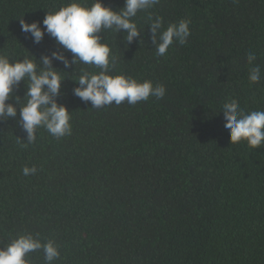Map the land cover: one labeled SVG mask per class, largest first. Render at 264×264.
Here are the masks:
<instances>
[{
    "label": "trees",
    "instance_id": "16d2710c",
    "mask_svg": "<svg viewBox=\"0 0 264 264\" xmlns=\"http://www.w3.org/2000/svg\"><path fill=\"white\" fill-rule=\"evenodd\" d=\"M68 2L0 0V54L61 51L48 34L34 43L19 21ZM102 3L118 11L124 0ZM149 14L165 27L189 19L187 42L156 56ZM134 19L140 35L128 45L122 31L102 34L112 71L163 84L164 98L92 108L73 80L99 69L53 58L67 72L55 99L71 112V134L40 128L27 143L18 105L0 117V246L32 232L57 243L54 264H264V146L231 144L219 113L231 98L264 110V78L250 84L246 62L255 53L264 72V0H160ZM24 92L22 81L7 102ZM28 259L44 264L42 250Z\"/></svg>",
    "mask_w": 264,
    "mask_h": 264
},
{
    "label": "clouds",
    "instance_id": "9594fccd",
    "mask_svg": "<svg viewBox=\"0 0 264 264\" xmlns=\"http://www.w3.org/2000/svg\"><path fill=\"white\" fill-rule=\"evenodd\" d=\"M160 0H124L118 11L102 3V0H70L62 3L56 10L46 12L42 21L26 22L20 19V28L31 35L33 42L41 41L45 34L54 38L61 51H54L52 57L37 59L26 55L21 59H11L7 54H0V117H16L19 106L18 123L27 134V143L36 139V131L44 128L51 136L59 140L71 134V115L64 104L57 102L61 84L65 77L52 65V59L63 62L64 68L90 65L99 69L89 72L81 69L77 86L73 94L82 101L90 102L92 108L108 105H120L127 102L135 105L148 101L149 97L163 99L166 88L161 83L153 84L151 80H138L123 73L114 74L112 69L117 58L112 55L110 45L102 34L104 31H122L127 45L140 35L135 21L138 12H146L159 4ZM147 24L151 31L155 55L163 57L174 43L184 45L191 35L189 19L164 26L161 17L149 14ZM43 25V27H41ZM143 42L142 40L140 43ZM64 52L72 54L71 61ZM257 55L249 52L246 57L248 82L256 84L264 78L261 66L256 64ZM75 70V68H74ZM23 81L24 96L15 97L16 104L8 103L13 90ZM224 128L229 142L237 144L246 142L250 149L264 146V110L245 112L235 98L228 99L221 106ZM35 166H24L25 176L35 175ZM42 250L44 264H54L59 259V246L53 239L42 240L40 234L22 233L0 246V264H31L28 254Z\"/></svg>",
    "mask_w": 264,
    "mask_h": 264
}]
</instances>
